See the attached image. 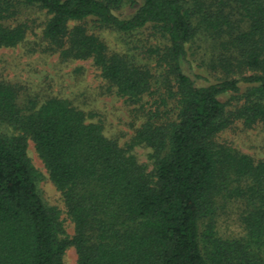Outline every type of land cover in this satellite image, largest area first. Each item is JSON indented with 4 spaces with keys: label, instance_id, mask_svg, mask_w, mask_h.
I'll return each mask as SVG.
<instances>
[{
    "label": "trees",
    "instance_id": "obj_1",
    "mask_svg": "<svg viewBox=\"0 0 264 264\" xmlns=\"http://www.w3.org/2000/svg\"><path fill=\"white\" fill-rule=\"evenodd\" d=\"M128 1L129 13L125 0H0V48L25 40L29 26L18 18L37 5L49 14L46 48L63 62L92 60L132 103L152 93V70L110 52L88 23L124 33L157 28L174 102L163 114L142 107L126 148L71 100H26L0 74V264H65L70 246L77 264H264V159L218 140L237 122L264 126V0ZM201 37L215 46L209 66L222 75L213 81L192 73L191 44ZM29 138L62 192L71 237L38 188ZM139 143L152 148V176L131 152ZM227 201L245 234L225 240L214 225Z\"/></svg>",
    "mask_w": 264,
    "mask_h": 264
},
{
    "label": "rangeland",
    "instance_id": "obj_2",
    "mask_svg": "<svg viewBox=\"0 0 264 264\" xmlns=\"http://www.w3.org/2000/svg\"><path fill=\"white\" fill-rule=\"evenodd\" d=\"M123 10L125 13L133 10L128 0H125ZM48 17L47 11L37 5L23 8L18 21L29 26L25 40L15 47L0 48V74L22 87L23 98H38L41 101L50 93L67 98L91 113L90 120L101 121L105 134L126 148L131 144L137 128L145 118L142 107L147 111L159 110L162 114L173 108L174 102L167 97L164 81L166 66L160 59L167 41L157 28L148 26L132 33H124L111 27H100L96 22L88 23L90 31L105 41L110 52H119L131 61L148 66L152 70V93L141 102L132 103L110 86L92 60L63 62L58 53L46 48L47 43L42 39V31ZM214 47L213 42L205 37L197 38L191 44L192 73L200 82L207 79L213 81L222 75L215 73L209 66ZM3 128L8 132L12 131L7 127ZM218 140L257 160L264 159V126L261 124L246 127L242 122H237L222 131ZM27 151L37 174L36 180L42 197L48 206L59 211L66 234L73 236L75 225L67 213L62 192L51 180L31 138L28 139ZM131 152L152 176V148L145 143H139L133 145ZM221 205L223 208L219 209L215 218L216 236L226 240L244 235L245 228L239 217V208L235 204L230 205V201ZM206 224L207 221L201 224V231L206 230ZM64 263L77 264L74 246L67 249Z\"/></svg>",
    "mask_w": 264,
    "mask_h": 264
}]
</instances>
